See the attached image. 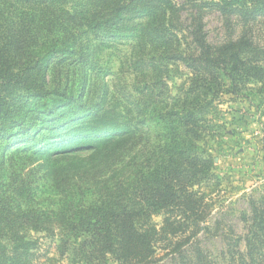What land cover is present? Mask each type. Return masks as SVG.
Segmentation results:
<instances>
[{"label":"trees","instance_id":"1","mask_svg":"<svg viewBox=\"0 0 264 264\" xmlns=\"http://www.w3.org/2000/svg\"><path fill=\"white\" fill-rule=\"evenodd\" d=\"M17 1L23 3L13 15L18 22L11 21L17 36L6 39L12 61L49 69L59 57V63H82L86 73L80 90L68 94L66 87L59 95L62 107L19 120L3 89L27 85L10 71L3 74L11 57L0 53V140L20 137L16 147L1 150L0 240L19 238L24 229L47 231L73 242V252L88 264L110 257L152 264L155 232L142 231L137 220L165 211L163 233L185 236L172 252L181 257L193 239L189 264H214L197 239L213 206L195 188L209 181L215 165L200 146L205 138L194 100L225 88L237 95L246 81L264 92V45L253 30L264 20V0L219 3L228 27L233 18L242 30L218 45L207 38L200 5L191 6L186 19V3L173 0H81L82 9L67 8L66 0ZM12 14L0 6V20ZM125 35L139 50L132 65L136 84L117 89L102 79L98 86L88 73L101 74L95 53ZM84 43L91 51L78 53ZM26 51L41 53L22 61ZM179 65L192 74L190 100L174 98L166 81L169 67ZM49 130L57 137L53 145L27 146L38 134L46 140ZM250 221L256 229L246 237L242 263L264 264V207L254 206ZM224 239L229 250L236 246L229 234Z\"/></svg>","mask_w":264,"mask_h":264},{"label":"rangeland","instance_id":"2","mask_svg":"<svg viewBox=\"0 0 264 264\" xmlns=\"http://www.w3.org/2000/svg\"><path fill=\"white\" fill-rule=\"evenodd\" d=\"M173 1L179 4L186 3L183 12L186 19L194 11L191 6L200 5L204 12L207 38L213 45L222 43L229 34L236 37L241 33L240 22L234 21L233 18H231L233 21L231 27H228L223 16L224 8L222 5L218 6L223 0ZM84 4L81 0L65 1V6L72 9L76 7L82 9ZM0 6L10 9L13 13L11 18L0 20V47H2L0 53L4 57H11L8 59L11 62L5 66L3 74L10 71L13 75L20 76L27 85L6 87L3 89V95L15 106V110L18 109L16 114L19 120L25 119L30 122L34 117L43 115L49 108L62 107L65 100L59 95L66 87L68 94L80 90L86 72L85 69H81V61V66H74L59 63V57L53 60L49 69H45L46 66L31 67L23 62L19 65L13 62L14 53L12 49H7L6 39L15 34L11 21L14 25L18 22L19 18L13 15L17 13L19 6L23 7V3L17 0L4 3L0 0ZM253 28L260 43L264 45V20H259ZM48 39L52 40L44 37L42 42ZM77 42L80 43L78 36ZM104 47L102 46L95 53L93 60L98 63L101 74L92 77L89 71L91 79L97 81L98 86L99 80L102 79L110 85L112 82L117 89L135 85L137 81L132 65L133 58L138 56L139 50L133 41V36L119 37L106 48ZM86 48L84 43L83 46L78 45L77 51L78 53L82 49L85 52L91 51V49L85 50ZM40 53L26 51L22 61L26 57L38 59ZM43 61L45 60H41ZM191 79L192 74L185 66H170L166 81L171 95L174 98H185L189 95L190 100L193 95ZM259 87L258 83L246 81L240 86L237 95H232L230 90L225 88L222 92L213 90L207 96L197 95L194 100L195 104H198L197 112L200 113L198 118L205 138L200 146L204 149L205 155L214 160L215 165L209 181L195 188L204 193L213 206V214L203 225L204 230L199 233L197 239L202 250L214 264H243L246 237L256 229L250 221L251 210L254 206L264 207V92L259 91ZM58 111L60 112L61 109ZM49 131L45 133L46 140L41 141L43 134H38L35 140L27 143V146L53 145L57 137L52 138L50 134L52 131ZM14 133H17L16 129ZM175 138L181 140L177 135ZM18 140H20L18 136L0 140V158L1 150L10 145L9 143L16 147ZM65 147L66 143L56 146L58 149ZM168 216L167 212L158 211L137 220V226L142 231L155 232L156 257L152 264H189L190 258L195 254L191 251L193 239L183 246L186 252L181 257L174 254L173 247L185 236L170 237L163 233L164 221ZM18 234L19 238L4 237L0 240V264H88L73 252L75 244L65 242V236L27 229L18 231ZM227 234L230 235L233 243H236V246L230 250L224 239V235ZM249 237L251 238V235ZM258 242L255 240L256 245ZM93 264L99 263L96 261ZM104 264L120 263L110 257Z\"/></svg>","mask_w":264,"mask_h":264}]
</instances>
